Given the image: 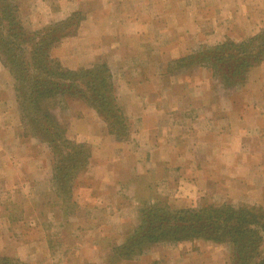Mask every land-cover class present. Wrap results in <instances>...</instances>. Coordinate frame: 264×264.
Wrapping results in <instances>:
<instances>
[{"label": "crops", "instance_id": "crops-1", "mask_svg": "<svg viewBox=\"0 0 264 264\" xmlns=\"http://www.w3.org/2000/svg\"><path fill=\"white\" fill-rule=\"evenodd\" d=\"M76 1L75 9L84 7V3ZM81 1L91 7L85 13L88 25L83 24L80 34L62 45L65 55L61 60L72 69L91 67L103 61L109 65L116 79L118 102L132 120L131 139L134 141L118 143L114 137L104 134L93 111H89V115L84 111L85 118L75 126L70 125L76 135L77 129L88 126L86 120L92 121L87 131L93 159L87 177L92 181L90 193L95 204L82 209L91 212L101 209L106 217L95 219L92 228L87 230H78L82 224L79 218L69 219L65 228L71 229L72 234L64 232L62 239L65 258L73 257L71 248H78V257L88 259V253L94 258L93 263L104 264L109 244L104 247L102 240L112 243L119 235L114 232L115 227L119 229L130 221L118 209L128 206L125 199L122 206H118V195L124 185H133L131 198L139 200L152 192L167 198L174 210L195 207L204 199L230 201L234 205L246 200L264 208L261 152L259 158H254V153H250L254 150L244 147V132L228 131L232 126L230 118L239 114L238 119L244 121L246 111L264 129L262 106L248 104L238 112L234 105L226 110L220 106L187 105L181 110L180 105L174 103H169L168 108L162 105L164 98L170 101L174 97L172 87L180 76H174L164 66L180 59L189 47L207 43L210 34L222 38L231 33L263 31L264 0ZM183 38L191 41L183 43ZM12 87L8 72L0 64V114L8 119H12L13 114L14 118L16 113ZM202 94L200 90H193L183 95L202 99ZM256 113L262 116L258 118ZM1 129L5 127L0 124ZM12 141L15 149L25 155L20 159L22 165L18 174L24 183L39 182L41 177L43 180L42 169L33 168L35 161L27 154L35 141L19 138ZM242 150L247 155L246 160ZM5 158L1 152L0 167L5 166ZM142 180L144 184L140 185ZM108 207L111 211L107 216ZM80 208L78 205L77 209ZM74 231L78 237L73 236ZM73 242L77 244L72 246ZM228 249L203 240L157 244L130 263L230 264Z\"/></svg>", "mask_w": 264, "mask_h": 264}, {"label": "rangeland", "instance_id": "rangeland-1", "mask_svg": "<svg viewBox=\"0 0 264 264\" xmlns=\"http://www.w3.org/2000/svg\"><path fill=\"white\" fill-rule=\"evenodd\" d=\"M10 1L17 7V10L15 11L17 12L16 19L21 23L23 30L27 32H41L42 34H40L38 37H40V40H45V46L53 45L49 50L50 56L52 59L58 61L63 69L68 71H77L80 69H92L93 67L107 66L110 71V75L112 76V82L115 87L117 97L116 79L114 78V75L106 62L103 61L91 67L72 69L68 64L64 65L61 60V57L65 55L62 45L78 36L82 30L83 24L85 26L88 25V21H86L87 18H85L87 9L91 8L88 2L79 0L80 2L84 3V7L78 6L77 9H75L77 2L76 0ZM77 13L80 15V17L77 16L76 19H74L73 15ZM68 20H70V25L73 22H76L77 33L75 32V35L73 34L63 38L59 43L52 44V41L57 38L61 32H55L58 33L57 35L53 32H50V30L58 31V28L56 27L57 24L67 22ZM46 29H48V31H45ZM63 29L65 28L62 27V30ZM259 33H231V36H234V38L228 36L227 34L222 36L223 39L214 36V34H210L209 39H207V43L198 45L195 48L189 47L186 50L187 52L181 56V58H187L193 53L197 54L199 52H204L205 49L207 50L217 47L226 40L236 43L243 42L244 40L249 39ZM238 39L241 41H236ZM190 41L191 40L187 38L182 39L183 43H189ZM180 44H182L181 41ZM0 64L6 69L8 76L12 81V94L13 99L16 101L14 109L16 113L14 118V114L11 116L12 119H8L7 117H4L0 114V124L1 126L3 125L5 127V129L0 130V151L4 148V151L1 152H3L6 157L4 161L5 166L0 167V258H11L24 264H96L92 262V259L94 258L88 256V253L87 255L85 254L88 259L78 257V248H71L70 253H73V257L65 258L63 249L64 246L62 245L63 233L68 232L69 235L72 234L71 229L67 231L65 228V224L68 223L69 219L79 218L82 224L78 230H87L92 228L95 219L106 217L103 213L104 210L96 208L91 212L89 209H82L85 205L92 206L95 204V199L90 193L92 181L89 176L87 177L93 159V148L88 143L90 134L87 131L89 126H91L92 121L90 120L88 123L86 120L85 123H87L88 126L77 129V136L73 134L72 128L70 127V125L75 126V124H79L78 122L83 120L82 117H84V111H87L88 115L90 114L89 111H93L95 113L96 111L94 108H90L88 104L84 103L83 100H80V96H69V93L60 95L58 104L56 106H51L54 108L56 107V109L53 111V117L55 119L54 121L61 125L60 128L65 133L67 138L76 144L86 146V148L90 151V161L87 170L81 173L75 181V187L72 191L70 200L64 201L58 197L57 193L55 192L56 189L54 188L51 148L45 141H41L36 137H32L29 131L24 127L23 115L20 110V100L17 96L16 90L17 81L10 70L4 66L1 61ZM191 65V61L188 62L187 59H184L179 63H177L176 60L172 64H169L166 67L164 66V69L170 73H173L174 76L180 75L175 79L176 84L172 87L174 97L170 101L167 97L166 99L164 98L162 103L164 107L168 108L169 103H174L176 105H180L181 110H183V107L187 105L198 107L220 106V108L223 107L226 110L229 106L234 105L235 109L240 112L243 110V106L248 104L252 106V104H254L255 106L258 105V107L261 105L264 109V62L252 68V70L246 74L244 83L234 89H226L219 80V77H216L207 67H192ZM169 90L170 89L167 88V91ZM193 90H200L203 93L200 96L202 99L199 97H194L196 95L192 97L183 95L184 93L188 91L192 92ZM178 96L181 97L176 98ZM251 100L252 102H250ZM116 109L121 110L125 120L127 121L130 137L127 140L118 141L113 134L109 133L106 122L102 118L98 117L96 113V117L102 124L101 131L104 134L106 133L108 136L114 137L116 139L115 141L118 143L134 141V139H131L133 133L132 120L130 117H128L124 108L119 104L118 98H116V105H114V110ZM1 110L2 109H0V112ZM181 114H183V112ZM243 114L244 121L243 118L241 120L238 119L240 117L239 114H236L233 119L230 118L232 121V126L228 127V131L230 133L232 131L234 133L236 131L237 133L244 132L243 134L246 137V143L244 144V147L254 150L253 152L250 151V153H254V158H259L260 151V162H264V129L258 122L253 121L254 118L252 119L249 111H246ZM256 114L258 118L262 116V113ZM195 120H197V118ZM111 122L113 123V119H111ZM247 133L249 135H247ZM252 136H254L255 139ZM15 138H19L22 141L28 142L35 141L37 143L36 144L34 142L32 150L27 152V154L33 161H35L33 162V168L38 166L39 169H42L40 175H43V180L40 176L41 179L39 182L34 181L33 183H24L22 176L18 175L20 165H22L20 164V159L25 155L22 153V151H17L18 149H15L16 146L12 144V140ZM241 154L246 160L247 155L245 151L242 150ZM243 165L242 171L245 170ZM139 184H144V180H142ZM131 187H133V185H124L123 189L118 195V206H122L121 202L124 199L128 204L127 207L123 209L119 207L118 209H120L122 214L124 212L125 216L128 217L130 221L125 222L122 226L118 227L119 229L115 227L114 232L118 233L119 235L117 236V239L115 238L112 240V243H109L107 239L102 240L104 247H107L109 244V250L108 252H105L106 256L103 259L104 264H128L130 262H136L137 257L144 254L154 245L181 244L157 243L154 245L152 244L140 255L128 256V254L125 253L126 247H130V244H128L129 241L127 242L126 240H128L127 238L129 236L134 234L135 229L140 223L141 217L139 210L142 208V206L144 204L153 205L155 202H157V198L166 201L170 206V202L167 198L152 192H150V195L146 197L135 200L134 198H131ZM208 203L217 205L231 204L236 208L243 205L262 208L260 206L254 205L253 203H247L246 200H239L234 205L230 201L225 202L219 199H216L215 201H206L204 199L201 201V203H198L197 206L190 208H200ZM78 205L81 206L79 210L77 209ZM131 205H134L135 208L131 207ZM190 208H184V210ZM109 211H111L110 207H108V211L106 212L107 216ZM73 236L78 237L76 231L73 232ZM88 239L90 240L92 237H88ZM76 244V242H73L72 246H75ZM83 244L84 243L81 242V245ZM218 245H223L230 249H228V260H230L232 246L229 244ZM52 253L54 256H51ZM165 264H167V262Z\"/></svg>", "mask_w": 264, "mask_h": 264}, {"label": "trees", "instance_id": "trees-1", "mask_svg": "<svg viewBox=\"0 0 264 264\" xmlns=\"http://www.w3.org/2000/svg\"><path fill=\"white\" fill-rule=\"evenodd\" d=\"M16 10L10 0H0V61L17 81L24 127L51 148L55 192L69 201L75 181L89 166L90 151L67 138L61 125L54 121L56 107L51 106L58 104L60 95H78L94 108L118 141L130 137L129 127L121 110H114L117 97L108 67L63 69L50 56L53 45L45 46V40L38 37L41 32L24 31L16 19ZM73 16L80 17L78 13ZM76 26V22L70 25V20L57 24L58 31L50 32L61 33L52 44L77 33ZM192 55L178 59L177 63L187 59L192 67L205 66L226 89H234L244 83L252 68L264 62V30L243 42L226 40ZM139 212L140 223L126 240L130 244L125 249L128 256L140 255L152 244L203 240L231 245L230 264H264V208L208 203L200 208L174 210L157 198L153 205L144 204ZM0 264L24 263L0 258Z\"/></svg>", "mask_w": 264, "mask_h": 264}]
</instances>
